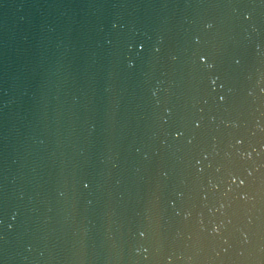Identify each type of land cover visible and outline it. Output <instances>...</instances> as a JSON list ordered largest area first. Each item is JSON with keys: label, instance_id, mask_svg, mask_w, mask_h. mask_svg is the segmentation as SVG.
I'll list each match as a JSON object with an SVG mask.
<instances>
[{"label": "water", "instance_id": "1", "mask_svg": "<svg viewBox=\"0 0 264 264\" xmlns=\"http://www.w3.org/2000/svg\"><path fill=\"white\" fill-rule=\"evenodd\" d=\"M0 264H264V0H0Z\"/></svg>", "mask_w": 264, "mask_h": 264}]
</instances>
